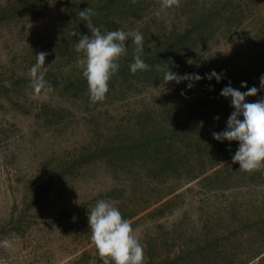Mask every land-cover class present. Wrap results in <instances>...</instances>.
I'll return each instance as SVG.
<instances>
[{
    "label": "rangeland",
    "instance_id": "374dc122",
    "mask_svg": "<svg viewBox=\"0 0 264 264\" xmlns=\"http://www.w3.org/2000/svg\"><path fill=\"white\" fill-rule=\"evenodd\" d=\"M214 1L181 0L178 8L160 10L157 0H115L114 23L142 34L144 47L154 50ZM241 1V20L225 22L231 4L226 5L199 36L195 55L180 56V65L170 69L201 77L211 67L218 74L227 71L234 52L246 50L254 33L264 35V0ZM95 2L0 0V264H102L88 223L101 199L130 222L144 264H212L225 253V264L256 261L248 260L254 241L247 227L264 211V170L243 175L220 153L204 172L197 165L185 168L176 158L177 135L165 138L177 102L190 104L184 98L189 81L186 88L185 81L166 83L167 66L146 74L120 72V66L106 99L95 105L88 85L83 92L76 87L83 78L77 66L82 54L75 51L79 12ZM126 46L130 52L131 39ZM41 51L48 53L45 66L52 64L45 76L51 91L37 96L29 69ZM263 95L262 90L246 102ZM216 111L202 121L213 143L212 133L225 130L234 109ZM124 134L125 145L103 153L101 147L112 148L107 143Z\"/></svg>",
    "mask_w": 264,
    "mask_h": 264
},
{
    "label": "clouds",
    "instance_id": "9594fccd",
    "mask_svg": "<svg viewBox=\"0 0 264 264\" xmlns=\"http://www.w3.org/2000/svg\"><path fill=\"white\" fill-rule=\"evenodd\" d=\"M133 4L137 0H131ZM160 10H170L180 7L181 0H157ZM160 14L159 11L156 13ZM96 12L88 7L79 12V17L85 22L90 35H79L75 51L82 54L77 60V66L81 68L82 75L87 81L90 105L103 102L109 91V81L118 73L119 61L127 56L128 46L126 42L131 39L133 47V61L129 67L132 74L150 70V65L143 60L144 37L139 32L128 33L122 29L102 32L94 26L92 17ZM47 52L41 51L36 55L35 63L29 69L31 86L35 94L51 91V87L45 76L52 64L45 66ZM173 64V61H168ZM157 71H162L160 65H156ZM208 79L216 78L220 82L221 75L215 71L206 74ZM203 79L199 74L189 73L183 76L173 72L169 66L164 73V81L179 84L189 81L187 87L191 89L193 82ZM5 87H11L9 81L4 82ZM242 88H248L246 82H242ZM260 89H264V75L260 77ZM253 86L242 92L233 88L229 83L224 87L220 95L231 98V107L234 111L227 120L225 130L213 132L215 140L237 141L239 147L232 156L233 164L239 165L241 171L249 174L264 170V98L255 102H246L247 97L256 96L260 91ZM242 117V119H241ZM219 120V117H214ZM88 223L91 231V239L96 247L102 264H144V248L139 238L134 234L130 222L123 218L121 212L114 205L105 200H98L88 213ZM8 241H3L8 246Z\"/></svg>",
    "mask_w": 264,
    "mask_h": 264
},
{
    "label": "trees",
    "instance_id": "16d2710c",
    "mask_svg": "<svg viewBox=\"0 0 264 264\" xmlns=\"http://www.w3.org/2000/svg\"><path fill=\"white\" fill-rule=\"evenodd\" d=\"M115 0H96L95 3L90 5L96 15L92 17L94 26L102 28L105 32L117 30V25H115L116 16V2ZM225 3H222L221 0H215L211 2L210 5L203 6L195 14L194 17L190 18L188 26L183 29L174 30L167 37L162 39L161 42L155 47L154 50H149L144 47L143 60L145 63L150 65L155 69L156 65L161 67L169 66V68L176 69L175 67L180 65L179 57L182 56L186 58L189 54L195 55V51L198 50L199 36L207 32V28L211 27L213 19L220 17L223 8L231 4L229 9H226V15H224V21L231 20V18H240L243 16V2L241 0H225ZM123 3L130 5L131 0H122ZM235 2V3H234ZM249 0H246L248 3ZM88 8V7H87ZM222 9V11H221ZM225 11V10H224ZM240 13L239 15H237ZM222 16V15H221ZM240 16V17H239ZM80 35H90V31L85 25L84 21H80ZM76 25L74 28L76 29ZM101 30V29H100ZM259 31V30H258ZM262 33V31H259ZM211 34H207L208 37ZM69 38L72 40L71 36ZM253 38V37H252ZM204 39H201L203 41ZM251 44L246 50H239L234 52L230 57L232 58V63L229 65L227 71L223 74H218L216 70L209 68L207 72L202 76L203 79L197 81L191 89L186 90L185 100L187 97H190V104L183 105L180 101L177 102V108L175 107L176 116H169L171 118V123L164 131L168 130L166 133V139L171 140L173 135H177L178 140L180 141L178 146H180V153L176 158L180 160L183 159L185 168H193V165L200 167V171L204 172L207 167L215 166L219 157L217 155L220 153L224 159L232 158L239 147V143L236 141H209L211 137L205 133L206 126L202 124V121L207 120L209 116H215L216 109L220 107L224 112L231 113V98H224L220 95L222 89L231 84L233 88L239 89L242 92L248 90L253 86L260 89V77L264 75V35H260L258 32L254 33V39L250 42ZM131 52V53H130ZM130 52L127 51V59L130 57V62L127 59H121L120 63V72L130 71L129 65L133 61V48L130 49ZM173 61V64H169L168 61ZM182 60V58H181ZM149 71V70H148ZM212 71H215L218 75H221L220 82H217L216 78L208 79L206 74H210ZM137 72V73H145ZM79 84H76V87L83 92L84 88L87 87V81L83 77L81 80L78 79ZM242 82H246L248 88H242ZM188 81L183 83L186 88ZM264 89H260L257 93H261ZM87 91V88H86ZM191 93V94H189ZM252 97H247L246 100H251ZM264 98V95L261 96ZM217 114H221L220 112ZM168 120V119H167ZM181 130H184L185 134L179 133ZM158 133V132H155ZM181 136L178 137V135ZM156 135L153 136L155 139ZM126 140V134L122 135L121 139H117L115 143V138H112L107 144L112 147L106 149L103 148V153L113 151L114 149L118 150L119 145H125L126 143L122 141ZM158 139V137H157ZM170 141H168L169 143ZM205 144V145H203ZM171 146V145H170ZM106 149V150H105ZM105 150V151H104ZM232 161V159H231ZM170 162V161H169ZM233 163V162H232ZM235 166H239L238 163ZM245 172L243 173V175ZM246 175L258 176V171L254 173H247ZM249 179H252L253 176H247ZM255 221L251 223L247 228H249V237L254 241V246L250 245L254 249L250 252L252 255L248 258L258 259L250 264H264V211L255 215ZM252 220L251 217H248V220ZM258 237V239L256 238ZM234 240L235 237H234ZM250 249V248H249ZM225 253V252H224ZM228 256L227 253L221 256V258L214 260L212 264H225ZM249 260V261H250ZM247 261V260H246ZM243 260L240 264H243Z\"/></svg>",
    "mask_w": 264,
    "mask_h": 264
}]
</instances>
